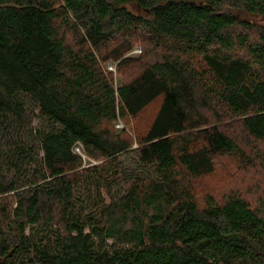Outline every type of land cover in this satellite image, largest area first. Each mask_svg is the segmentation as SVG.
Wrapping results in <instances>:
<instances>
[{
  "label": "trees",
  "instance_id": "16d2710c",
  "mask_svg": "<svg viewBox=\"0 0 264 264\" xmlns=\"http://www.w3.org/2000/svg\"><path fill=\"white\" fill-rule=\"evenodd\" d=\"M254 20L264 0H0V138L29 103L53 124L0 180V264H264V204L207 182L264 162Z\"/></svg>",
  "mask_w": 264,
  "mask_h": 264
},
{
  "label": "rangeland",
  "instance_id": "374dc122",
  "mask_svg": "<svg viewBox=\"0 0 264 264\" xmlns=\"http://www.w3.org/2000/svg\"><path fill=\"white\" fill-rule=\"evenodd\" d=\"M254 21L257 22L258 26L264 25V22L261 20ZM141 53L142 47L137 45L125 56V58L137 60L141 57ZM103 68L106 72L112 74L116 86H119L124 80V76L119 74L117 71V63L108 61L107 63L103 64ZM130 74L133 75V71H131ZM129 122L130 129L127 128L125 123L119 121L115 125V130L117 132L127 130L128 134H130L132 137H135L138 135L139 130L142 129V125L140 122H133V120H130ZM7 125V135L0 138L1 181H10L13 179L24 178L23 176L25 170L31 172L34 168L39 166L43 158V152L39 150L37 143L38 134L39 132L49 131L53 128V124L42 117L39 113V110H37L31 103L26 106V113L21 121L13 118L9 120ZM259 148L263 151L262 147L259 146ZM251 150L252 155L256 154L253 147L250 149L248 148L246 152L250 153ZM12 152L15 153V155H12ZM74 152L79 155L83 154L81 148H76ZM16 153H23L25 155L23 156V161L18 164V167H15V164H17L18 161V154L16 155ZM26 154H30L32 158L35 157L36 160L33 161V159H31L30 156L27 157ZM83 157L85 162H87L88 160L86 157ZM119 161L122 162L125 168L137 171V168L135 167L136 157L134 154L123 155L119 157ZM221 163L222 164L217 165L216 179H210L207 181L210 183V185L221 183V181L223 182L222 184H225L220 186L217 184V186H214V194L218 200L223 199L224 194H227L231 192L232 189H234L239 191L243 197L249 200V202H251L254 206H261L264 204V162H258L255 169H250L244 166V164L241 162L232 158L224 159L221 161ZM90 164L95 165L96 163L90 162ZM102 194L104 198H106L104 191H102Z\"/></svg>",
  "mask_w": 264,
  "mask_h": 264
},
{
  "label": "built area",
  "instance_id": "2783aa9c",
  "mask_svg": "<svg viewBox=\"0 0 264 264\" xmlns=\"http://www.w3.org/2000/svg\"><path fill=\"white\" fill-rule=\"evenodd\" d=\"M79 149V148H78ZM80 155H82V154H80Z\"/></svg>",
  "mask_w": 264,
  "mask_h": 264
}]
</instances>
